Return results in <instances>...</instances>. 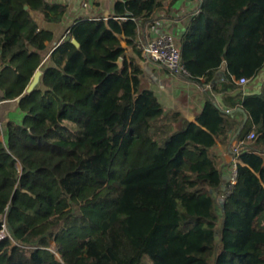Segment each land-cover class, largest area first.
I'll return each mask as SVG.
<instances>
[{"label":"trees","instance_id":"trees-1","mask_svg":"<svg viewBox=\"0 0 264 264\" xmlns=\"http://www.w3.org/2000/svg\"><path fill=\"white\" fill-rule=\"evenodd\" d=\"M200 2L177 76L211 89L198 123L176 129L139 63L140 23L162 0H118L113 18L77 21L47 58L55 34L33 12L60 24L67 6L0 0V100L22 116L4 129L0 115V215L20 242H0V264H264V85L237 84L264 69V0ZM231 132L244 143L229 192L211 151Z\"/></svg>","mask_w":264,"mask_h":264},{"label":"crops","instance_id":"crops-1","mask_svg":"<svg viewBox=\"0 0 264 264\" xmlns=\"http://www.w3.org/2000/svg\"><path fill=\"white\" fill-rule=\"evenodd\" d=\"M48 3H58L67 6V12L60 24L46 23L42 14L33 12L37 22L45 30L55 34L54 40L49 44V51L45 53V57L58 44H60L67 30L77 21L98 20L113 18L114 6L118 0H46ZM88 3V8H84L83 4ZM200 0H162V7L155 13V21L152 24H161L165 30L171 32L175 36V42L179 47L181 37L187 32L189 18L201 9ZM28 9V8H26ZM116 19V18H114ZM119 21V20H117ZM150 25V24H149ZM148 24L145 26L140 23L138 44L147 40L150 35ZM123 47L126 49L128 55V62H130V54L133 52L126 43L125 36H119ZM180 48V47H179ZM45 58V59H46ZM140 66L144 71V85L151 89L157 96L161 103L165 114L171 115L178 113L179 121L175 124L176 129H180L184 122H197L198 116L203 112L206 104L205 93L211 87L208 85L203 87L201 84L194 83L188 79L182 78L173 74L166 67L146 60L143 57L139 59ZM43 73V71L41 70ZM225 74V77L221 73ZM43 76V75H42ZM41 76V79H42ZM226 69L222 68L218 71L214 84H219L226 81ZM42 81V80H41ZM204 82V80L202 81ZM238 84V82H237ZM239 85V84H238ZM264 85V69L260 75L247 85L241 86V91L244 95L260 94ZM41 86L39 83L38 88ZM217 103L224 109L228 110L223 101V95L213 91ZM236 92L229 93L235 95ZM0 97L2 93L0 91ZM236 110H228L230 114L235 113ZM0 115L2 119V126L5 129L10 121H21L22 116L18 107L17 101H6L0 105ZM246 115H237L232 117L234 122L242 123L245 121ZM4 141V135L1 136ZM236 142V135L233 132L227 136H221L216 140V144L212 148V154L217 158L218 162L222 164V169L225 175V184H228L229 166L232 161L231 146Z\"/></svg>","mask_w":264,"mask_h":264},{"label":"built area","instance_id":"built-area-1","mask_svg":"<svg viewBox=\"0 0 264 264\" xmlns=\"http://www.w3.org/2000/svg\"><path fill=\"white\" fill-rule=\"evenodd\" d=\"M88 3H84L83 7L88 8ZM200 12L198 10L196 13ZM119 20V18H116ZM148 30L151 32L148 36L147 40L143 43L138 44V48L142 53V57L146 60H150L152 62L158 63L176 75H186L187 71L183 65V58L181 54L180 48L177 46L175 42V36L165 30V28L161 24H148ZM63 42L61 40L60 44ZM250 81L248 79L242 78L238 81V84L241 86L247 85ZM4 101L0 100V105L3 104ZM249 140L257 139V135L252 132L248 136ZM244 142H233L231 146V156L232 161L229 166L228 172V184L226 186L227 191H231L233 187L237 184L238 181V167L242 164L240 159L242 145ZM223 200H220V203ZM1 229H0V242L4 241L7 238L13 240V237L8 229V224L6 222V217L0 215ZM14 241V240H13ZM15 244H19L20 242H15Z\"/></svg>","mask_w":264,"mask_h":264},{"label":"water","instance_id":"water-1","mask_svg":"<svg viewBox=\"0 0 264 264\" xmlns=\"http://www.w3.org/2000/svg\"><path fill=\"white\" fill-rule=\"evenodd\" d=\"M26 8H28V7H26ZM73 43H75L79 47V43L76 40H73ZM123 62H124L123 58H120L119 61H118V64H119L120 67L123 66ZM221 74L223 75V77H225V74L223 72ZM42 75H43V73L41 72V70H38L35 73L34 77L32 78L30 84L28 85V87L26 89V93H31V92H33V91L38 89V85H39V83H41V80H42L41 79ZM246 119H247V116H246ZM225 178L226 177L224 175V179ZM221 200H223V199H221ZM221 204H224V200L221 202Z\"/></svg>","mask_w":264,"mask_h":264},{"label":"rangeland","instance_id":"rangeland-1","mask_svg":"<svg viewBox=\"0 0 264 264\" xmlns=\"http://www.w3.org/2000/svg\"><path fill=\"white\" fill-rule=\"evenodd\" d=\"M117 169H119V167H117ZM52 247H53L52 249H53L54 251H56V247H55V243H54V242L52 243ZM57 256L60 258L59 255H57Z\"/></svg>","mask_w":264,"mask_h":264}]
</instances>
